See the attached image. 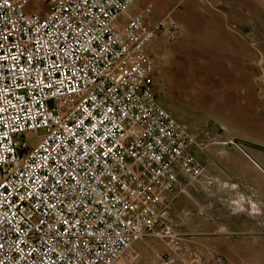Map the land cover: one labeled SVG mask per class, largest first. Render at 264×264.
<instances>
[{
  "label": "built area",
  "instance_id": "2783aa9c",
  "mask_svg": "<svg viewBox=\"0 0 264 264\" xmlns=\"http://www.w3.org/2000/svg\"><path fill=\"white\" fill-rule=\"evenodd\" d=\"M136 1L44 0L43 14L0 0V264H121L138 241L175 238L165 196L181 173L220 183L155 94L149 46L182 29H147L150 9L120 25ZM211 259L226 263L182 262Z\"/></svg>",
  "mask_w": 264,
  "mask_h": 264
},
{
  "label": "rangeland",
  "instance_id": "374dc122",
  "mask_svg": "<svg viewBox=\"0 0 264 264\" xmlns=\"http://www.w3.org/2000/svg\"><path fill=\"white\" fill-rule=\"evenodd\" d=\"M43 1L36 0L31 9L40 11ZM207 2L210 1L137 0L129 12L134 15L140 9L151 5V16L145 19L147 29H151L160 21L171 17L170 19L180 25L187 22L191 30L189 33L196 36V30L200 31L204 22L196 20L194 11L203 13V11L211 10L221 15ZM223 4L225 5L224 2ZM232 4L233 7L241 6L243 9L255 6L253 0H233ZM41 12L45 14L46 8H43ZM248 21L254 22L249 19ZM121 22H126L125 16L121 18ZM197 23H199L200 29L197 28ZM256 23L260 25L245 23L241 27L234 28L237 37L249 41L253 49L260 54L257 63L249 64V67L254 70V78L235 80V84L245 85L244 89L250 88L246 95L238 93V96L242 97L239 104L231 102L237 92L231 90L232 80L228 77L229 73L224 69L225 67H222L223 71H219V64L214 65L208 60L199 62L189 60L187 52L177 54L170 62L172 59L169 60L171 53L169 46L173 43L166 42L162 37L156 39L149 46V53L156 62L157 71L160 72L155 75L159 101L176 121L196 136L202 147V149L197 148L194 151L199 165L206 166V163L210 162L211 165H208L215 167V164H219L225 151L223 145L218 141L227 137L235 138V141L240 144L246 143V140H264V46H261L264 41V21ZM183 38L185 39V37ZM249 67L243 69L251 71ZM162 69L165 70V75L168 74L164 81L158 79ZM239 70L244 71L241 66L237 71ZM193 82L200 85L201 89L198 90L201 92L199 94H192L190 89ZM215 85L220 93L211 94V89ZM222 86L223 89H220ZM248 97L250 98L249 102H247ZM50 106H52L51 103ZM44 133L45 130H39L40 135H44ZM180 177L179 190L168 198L170 210L167 218L173 222L175 238H150L136 242L123 256L121 264H127L125 257H128L129 260L132 258L134 261L135 248L138 246L145 249V258H139L137 264H166L167 259L172 257L177 259L175 264H183L182 260L190 261L194 256H200L204 260L206 242L210 239L211 234L219 235L221 233L220 220L226 218L230 212L234 214L236 207L230 205V200L225 192L217 191L210 195L211 193L203 188L199 192H194L188 187V179ZM254 194L256 195L255 192ZM259 210L261 212L259 216H264L261 207ZM248 211L246 207L244 214H248Z\"/></svg>",
  "mask_w": 264,
  "mask_h": 264
},
{
  "label": "crops",
  "instance_id": "0c3cea01",
  "mask_svg": "<svg viewBox=\"0 0 264 264\" xmlns=\"http://www.w3.org/2000/svg\"><path fill=\"white\" fill-rule=\"evenodd\" d=\"M208 1L210 2H207V4L216 8L221 15L211 10L203 11V13L194 11L196 20L204 22L202 29L198 26L199 23H197V28L200 31L196 30L195 36L189 33L191 30L187 22L184 25L179 24L182 34L175 41L176 43L170 42L173 44L169 46L171 52L169 60L172 59L170 61L172 62L177 54L187 52L189 60L195 62L208 60L214 65L219 64V71H223L222 67H225L224 69L229 73L228 77L232 80V84L230 85L231 90L237 92L236 96L231 99V102L239 104L242 97L238 96V93L246 95L249 93L250 88L244 89L245 85L235 84V80L254 78V70L249 67V64L257 63L260 54L253 49L249 41L239 39L236 35L237 33L234 32V28L236 29L237 26L241 27L245 23L247 25H260L256 22L264 21V0H253L255 6H249L244 9L241 6L233 7L234 5H231V1L233 0ZM151 8V5H148L134 15H131L128 11L122 17L125 16L127 22L143 10L150 9V14L146 17L149 18L152 13ZM245 17L254 22L248 21ZM119 23L120 25L124 24L121 22V19ZM162 39L166 42L168 41L165 36ZM262 42L261 46H264V41ZM240 66L242 70L249 67L251 71H237L240 69ZM246 72L248 73L246 74ZM156 73L160 72L156 70ZM167 76L168 74L165 75V70L162 69L161 76L158 79L164 81ZM191 84L190 90L192 94H199L201 92L198 90L199 88L201 89L200 85L197 82ZM213 87L211 94L220 93L216 85ZM154 89L160 103L156 81ZM220 89H223V86ZM243 99L245 101V98ZM249 101L250 98L248 97L247 102ZM227 102H229L228 99ZM218 142L223 145V150L225 151L223 153L224 156L221 157V162L215 164V167L209 166L208 164L211 165L210 162L206 163L207 167L202 164L201 166L205 169L204 173L206 176L215 178L220 183L215 184L210 189H206L203 186V179H194L190 175L180 174V176L188 179V187L193 189L194 192H199L202 188L210 192V195H212V192H225L227 198L230 200V205L236 207L234 214L230 212L226 218L220 220L221 233L219 235L211 234L210 239L206 242L204 260L210 253L222 256L225 259V264H264V216H259L261 215L259 207L264 211V140H246V143L240 144L235 141V138L227 137ZM197 148L202 149L199 142L191 151L195 161L198 163V159L194 155V151ZM180 184L181 182H179L177 189L173 193L165 196L166 204H170L168 198L179 190ZM246 207L249 210L248 214H244L246 213L244 212L246 211ZM166 223L173 226V222L168 218ZM144 250L142 247H136L134 261L132 258L129 260L128 257H125L126 263L137 264L136 262L139 258H145ZM203 264H216V262L214 259H211L204 261Z\"/></svg>",
  "mask_w": 264,
  "mask_h": 264
}]
</instances>
